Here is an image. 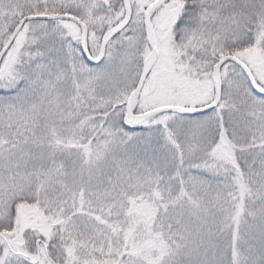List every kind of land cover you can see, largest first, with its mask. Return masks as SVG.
<instances>
[{
    "label": "snow or ice",
    "instance_id": "6c2138e0",
    "mask_svg": "<svg viewBox=\"0 0 264 264\" xmlns=\"http://www.w3.org/2000/svg\"><path fill=\"white\" fill-rule=\"evenodd\" d=\"M0 264H264V0H0Z\"/></svg>",
    "mask_w": 264,
    "mask_h": 264
}]
</instances>
